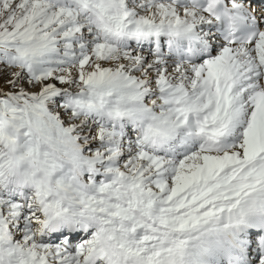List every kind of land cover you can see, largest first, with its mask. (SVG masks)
<instances>
[{"label":"snow or ice","instance_id":"1","mask_svg":"<svg viewBox=\"0 0 264 264\" xmlns=\"http://www.w3.org/2000/svg\"><path fill=\"white\" fill-rule=\"evenodd\" d=\"M0 264H264V0H0Z\"/></svg>","mask_w":264,"mask_h":264}]
</instances>
